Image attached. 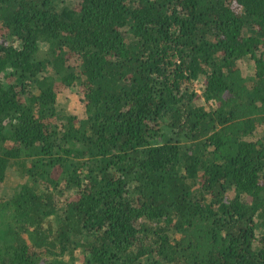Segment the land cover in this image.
<instances>
[{
  "label": "trees",
  "instance_id": "trees-1",
  "mask_svg": "<svg viewBox=\"0 0 264 264\" xmlns=\"http://www.w3.org/2000/svg\"><path fill=\"white\" fill-rule=\"evenodd\" d=\"M263 125L264 0H0V264H264Z\"/></svg>",
  "mask_w": 264,
  "mask_h": 264
},
{
  "label": "rangeland",
  "instance_id": "rangeland-1",
  "mask_svg": "<svg viewBox=\"0 0 264 264\" xmlns=\"http://www.w3.org/2000/svg\"><path fill=\"white\" fill-rule=\"evenodd\" d=\"M44 48V46H43ZM238 65L240 66L242 72L246 76L254 75L255 73V62L253 58L246 57L241 59L238 62ZM197 86V85H196ZM200 85L198 84V87ZM59 95H58V101H57V108L59 110H68L72 112L73 114L83 117L86 112V105L83 101V92L80 86H71V87H59ZM29 97V96H28ZM23 99L26 100V97L23 96ZM54 119V118H53ZM264 131V125L260 126L258 128V132ZM183 142L187 143V138H183ZM18 178V175L16 172L11 171L8 176V182L7 184H13L16 182Z\"/></svg>",
  "mask_w": 264,
  "mask_h": 264
}]
</instances>
